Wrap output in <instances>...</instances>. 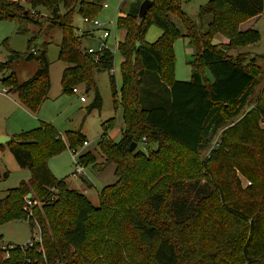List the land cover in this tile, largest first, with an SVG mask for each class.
<instances>
[{
	"label": "trees",
	"instance_id": "16d2710c",
	"mask_svg": "<svg viewBox=\"0 0 264 264\" xmlns=\"http://www.w3.org/2000/svg\"><path fill=\"white\" fill-rule=\"evenodd\" d=\"M104 1L27 0V6L50 12L47 33L58 29L63 34L59 60L68 64L61 79L64 93L73 94L76 85L90 90L95 71L110 73L114 68L112 51L98 52L96 57L89 54L82 47L85 34H79L73 23L76 10L84 18H96ZM143 1L117 22L125 31L118 44L123 58L122 86L118 89L112 74L110 82L115 107L123 109L122 138L113 142L107 136L114 123L111 120L98 143L104 163L115 166L116 182L102 189L96 207L84 193L69 189L65 179H57L48 165L51 156L67 146L78 148L87 141L80 132L66 133V143L52 125L44 123L14 136L6 146L17 164L31 171V179L0 199V225L27 220L31 228L40 229L42 246L27 250L17 246L0 264H264V126L260 127V122L264 125V88L255 111L244 114L259 84L260 70L230 55L233 48L260 40L257 30L239 32L237 28L264 14V0H211L200 12L201 18L213 17L203 35L182 10L181 0H151L145 19L139 21ZM25 13L26 6L20 1L0 0V20L16 22L18 31L28 35V26L37 22ZM170 14L182 21L186 37L197 49L189 63L192 78L188 82L174 78L172 43L178 32L170 23ZM152 26L160 28L163 36L148 43L146 35ZM218 34L229 43H214ZM37 38L32 35L28 40L27 59H37L40 69L22 84L15 72L3 81L33 112L51 89L49 43L37 51L33 48ZM19 57L12 52L10 60L0 62V73L10 70ZM206 71L214 81L206 78ZM146 78L155 82L153 89L144 90ZM158 85L166 91L162 93ZM101 107L97 93L88 111ZM144 138L142 150L139 144ZM215 140L218 145L213 146ZM133 143L138 147L131 152ZM4 149L0 145V151ZM204 151L208 154L199 162L196 159ZM92 159L89 152L79 157V163L86 168ZM238 173L249 186L242 187ZM33 188L52 192L54 200L27 217L25 197ZM221 214L245 222L244 234L216 237L215 249L190 258L187 243L202 230L211 234L209 222ZM94 227L99 236L90 240ZM134 250H147L149 256L138 259Z\"/></svg>",
	"mask_w": 264,
	"mask_h": 264
},
{
	"label": "rangeland",
	"instance_id": "374dc122",
	"mask_svg": "<svg viewBox=\"0 0 264 264\" xmlns=\"http://www.w3.org/2000/svg\"><path fill=\"white\" fill-rule=\"evenodd\" d=\"M26 6V16L35 20L36 24L28 26L30 34L25 35L18 31L19 26L14 21L0 20V62L10 60L12 52L19 53L20 57L12 62V68L0 73V137L13 138L23 132H29L41 127L42 124H50L60 134L64 142H68L66 133L80 132L89 145L84 147L82 144L78 148H69L68 146L59 154L51 156L48 165L52 174L57 179H65L69 189L77 190L84 193L90 202L96 207L100 205L99 194L103 188L110 186L116 182L114 174L115 166L112 163H104L98 150V143L104 134V126L109 125V121L114 120L107 136L113 142H119L122 138L124 129L123 109L121 106L115 107L110 75L116 77L118 89L122 86L121 64L123 58L118 51V44L124 40L125 31L118 28V19L133 11L140 0H105L104 7L98 14L96 21L101 23L104 28L111 30L112 35L106 42V47L112 51L115 56L113 71L94 73L95 85L88 90L85 85H76L74 88H79L80 93L72 94V92H63L61 79L64 69L68 64L59 60L60 47L63 39V34L60 30L54 29L47 33L48 21L51 18L50 12L45 8H31L27 6V0H18ZM211 0H181L182 10L197 24L199 32L203 35L209 24L212 22V15L204 18L200 17V12L203 7L207 6ZM64 12V9H63ZM170 23L178 32L177 38L172 43L173 52V74L177 81L188 82L192 78V67L189 64L193 61L197 54L195 45L186 37V29L182 21L173 14L168 15ZM234 19V17H230ZM251 20V21H250ZM245 20L238 24L237 30L245 32L247 30H257L260 34V40L257 43L248 46H238L230 51L233 58L242 59L245 64H255L260 70L259 84L255 88L251 103L244 109V114L250 111H255L256 101L260 96V91L264 88V14L256 17V19ZM74 26L79 29L81 36L82 47L87 49L92 47L96 50L100 49L102 42V32L87 24L84 21L78 10L73 16ZM35 35L37 42L33 48L41 50L45 43H49L47 59L49 61V73L51 81V89L46 100L37 112H33L22 106L19 102L18 94L15 90L3 84L4 79L8 78L12 72H15L17 81L22 84L31 79L40 69V64L37 59L28 60V40ZM94 35V38L93 36ZM163 36L160 28L152 26L147 35L146 41L154 43ZM214 43L228 44L229 39L218 34ZM206 78L214 81L212 74L206 71ZM154 81L150 78L145 79L143 86L144 90L153 89ZM3 89L8 91V94L3 93ZM155 89V88H154ZM158 89L166 91L165 87ZM164 89V90H163ZM155 91V90H153ZM158 90L156 89L155 92ZM97 93L102 98L101 109H94L89 112L88 109L95 102ZM146 95V94H145ZM86 98L85 102H81L80 97ZM141 96L144 94L141 92ZM155 98L152 97L151 100ZM144 106V105H143ZM146 107V106H144ZM262 121V119H260ZM263 123L260 122V127L263 128ZM86 142V141H85ZM84 142V143H85ZM142 149V146H139ZM73 151L77 152L74 155ZM91 152L93 159L90 161L91 166H87L83 174H78V159L83 154ZM208 154V151L202 152L196 160L202 162ZM95 165L98 169H95ZM238 177L241 180L242 187L246 188L250 182L246 180L240 173ZM31 179V171L28 168H21L8 146L0 151V199L5 198L7 191L16 189L22 182H29ZM202 179V183L205 182ZM55 192V191H53ZM52 193V192H51ZM50 192H41L36 189H31V194L25 197L24 212L27 217L35 214L36 209H41L45 204L53 201L54 195ZM55 194V193H53ZM43 195V197H41ZM27 199H31L33 207L25 210ZM246 223L230 215L221 214L215 220H210L208 230L211 234L202 230L196 234L187 243L186 252L190 258H197L203 254L206 249L212 251L215 249L217 239H223L232 235L242 236L245 232ZM39 233L38 228H31L27 220L12 221L0 225V260H4V248L7 246H24L31 241V238L36 237ZM98 233L90 230V240L98 237ZM215 236L214 240L210 237ZM208 245V247H206ZM136 258L144 260L149 256L147 250L133 251ZM33 260L31 259V262Z\"/></svg>",
	"mask_w": 264,
	"mask_h": 264
},
{
	"label": "built area",
	"instance_id": "2783aa9c",
	"mask_svg": "<svg viewBox=\"0 0 264 264\" xmlns=\"http://www.w3.org/2000/svg\"><path fill=\"white\" fill-rule=\"evenodd\" d=\"M104 7H107V5H104ZM84 21L85 23L87 24H91L93 25L96 30H100L102 32V42H101V45H100V49L99 50H96L92 47H88L86 50L89 54L93 55L94 57H96L97 53L98 52H102L104 50H110L106 47V42L108 41V39L111 37L112 35V32L111 30L107 29V28H104L101 23H99L98 21H96L95 19H91V18H84ZM33 53H36L35 50H33ZM113 71V70H112ZM111 71V72H112ZM3 93L4 94H8V91L6 89H3ZM80 93L79 91V88H73V94H78ZM80 100L81 102H85L86 101V98L84 96H81L80 97ZM89 145V143L86 141L84 143V147H87ZM218 145L217 143V140H215L213 142V146H216ZM139 146H142V150H145V146H146V139L144 138L143 141L141 142V144H139ZM74 155H77V152L76 151H73ZM78 174H83L84 173V167L79 163V159H78ZM31 207H33V202L31 199H27V204H26V208L25 210H28L30 209ZM38 228V227H37ZM39 230V233L36 237H32L31 238V241L24 245V246H18L20 247L21 250H27V249H32L34 248L36 245H41L42 246V236H41V232H40V229L38 228ZM17 246H7L6 248H4V259H9L10 258V251L12 250H15L16 248H18Z\"/></svg>",
	"mask_w": 264,
	"mask_h": 264
},
{
	"label": "water",
	"instance_id": "95a60500",
	"mask_svg": "<svg viewBox=\"0 0 264 264\" xmlns=\"http://www.w3.org/2000/svg\"><path fill=\"white\" fill-rule=\"evenodd\" d=\"M152 2L151 0H144L140 7H139V13H138V20L139 21H143L147 15V12L149 10V8L151 7ZM12 138L10 137H0V145H5V144H9L11 142ZM138 147L137 143H133L130 151L134 152Z\"/></svg>",
	"mask_w": 264,
	"mask_h": 264
},
{
	"label": "crops",
	"instance_id": "0c3cea01",
	"mask_svg": "<svg viewBox=\"0 0 264 264\" xmlns=\"http://www.w3.org/2000/svg\"><path fill=\"white\" fill-rule=\"evenodd\" d=\"M253 19H256V18H253ZM252 19V20H253ZM251 21V20H250ZM93 36V38H94V35H92ZM23 106V105H22ZM7 144H5L4 146H6ZM95 168V167H94ZM84 169H86V168H84ZM95 169H98V167L97 168H95Z\"/></svg>",
	"mask_w": 264,
	"mask_h": 264
}]
</instances>
